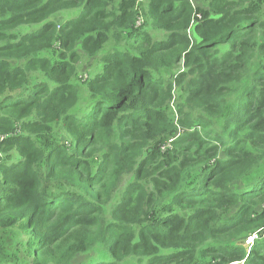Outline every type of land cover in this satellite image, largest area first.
Segmentation results:
<instances>
[{
    "label": "trees",
    "instance_id": "1",
    "mask_svg": "<svg viewBox=\"0 0 264 264\" xmlns=\"http://www.w3.org/2000/svg\"><path fill=\"white\" fill-rule=\"evenodd\" d=\"M202 3L0 0V264H264V0Z\"/></svg>",
    "mask_w": 264,
    "mask_h": 264
},
{
    "label": "rangeland",
    "instance_id": "2",
    "mask_svg": "<svg viewBox=\"0 0 264 264\" xmlns=\"http://www.w3.org/2000/svg\"><path fill=\"white\" fill-rule=\"evenodd\" d=\"M142 1V3L144 4V5H146V3H147V1L148 0H141ZM193 1V3L195 4V5H198V4H202V5H204L203 3H202V0H192ZM204 7V6H203ZM79 8L78 9H71V10H66V11H62L60 14H58L57 16H56V20L58 21V22H62V21H64L65 19H68V18H71L72 16H74L75 14V16H77V15H79V14H81L82 13V11L83 10H79ZM140 21V20H139ZM193 28H194V23L192 24V27L190 28V31L192 32L193 31ZM89 66H91V62L89 61V60H85L84 62H82V63H80V65H79V76H80V78H82V79H84V77H85V75L87 74V72H88V68L87 67H89ZM238 186H243V184H239ZM82 259V258H81ZM81 259H79V260H81Z\"/></svg>",
    "mask_w": 264,
    "mask_h": 264
},
{
    "label": "snow or ice",
    "instance_id": "3",
    "mask_svg": "<svg viewBox=\"0 0 264 264\" xmlns=\"http://www.w3.org/2000/svg\"><path fill=\"white\" fill-rule=\"evenodd\" d=\"M249 242H251V240Z\"/></svg>",
    "mask_w": 264,
    "mask_h": 264
}]
</instances>
